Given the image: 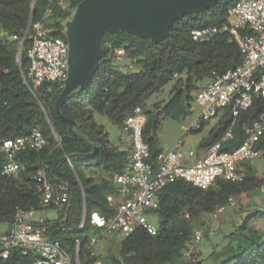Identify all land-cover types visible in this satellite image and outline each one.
Instances as JSON below:
<instances>
[{"label": "trees", "instance_id": "obj_1", "mask_svg": "<svg viewBox=\"0 0 264 264\" xmlns=\"http://www.w3.org/2000/svg\"><path fill=\"white\" fill-rule=\"evenodd\" d=\"M81 1L0 0V141L26 136L33 128H38L46 139L42 150L18 155L25 170L16 176L2 175L6 160L0 153V224L11 225L16 207L36 213L52 208H42L36 193L34 177L45 167L46 179L52 185H67L68 203L62 209L52 208L57 216L43 220L44 235L59 241L72 259L74 241L79 239L80 264H101L102 256L91 257L87 250L90 237L98 233L90 216L94 212L105 217L115 213L108 195L117 193L114 176L124 169L127 151L111 144L94 115L108 118L119 128L140 108L145 116L142 139L150 149L149 162H153L160 151L154 145L161 120L184 121L191 114L193 94L210 80L212 73H224L242 62L237 43L221 31L228 26V10L240 0H216L211 9L180 17L170 26L168 38L159 42L124 31L104 32L100 37L97 71L83 87L69 92L57 110L64 81H46L33 87L27 79L30 60L26 51L31 42V26L41 23L47 35L66 42L67 24ZM205 27H216L220 32L205 42L192 41L190 33ZM26 31L18 62L19 43ZM118 49L124 52L120 60ZM172 81L167 103L147 107L150 97ZM263 113L264 99L254 98L251 107L236 118L234 139L224 143L223 150L237 148L243 141L244 127ZM232 121L230 110H222L199 149L219 141ZM205 124L189 134L202 131ZM258 149L264 169V135ZM238 173L237 181L218 179L205 190L182 180L161 190L156 196V208L147 212L158 217L155 234L137 227L120 239L117 256L105 258L107 263L200 264V254L196 252L184 257L186 244L193 238V222L203 214L212 215L229 198L253 195L264 184V171L258 177L252 163L240 165ZM83 209L86 221L78 229ZM241 217L213 247L210 264H264L262 204L257 209L251 207ZM35 258L33 254L24 256L12 250L8 259L0 257V264H32Z\"/></svg>", "mask_w": 264, "mask_h": 264}, {"label": "built area", "instance_id": "obj_2", "mask_svg": "<svg viewBox=\"0 0 264 264\" xmlns=\"http://www.w3.org/2000/svg\"><path fill=\"white\" fill-rule=\"evenodd\" d=\"M221 31L237 43L242 62L224 73H212L210 80L201 85L194 98L200 112L188 125L180 124V128L187 134L198 129L202 123L217 118L224 109H229L233 117L230 127L219 141L198 157L193 151H184L182 144H178L170 151L156 153L153 162H149L150 149L142 139L145 116L140 108L136 109L134 115L119 127L120 141L129 137L131 148L127 151L124 169L114 176L118 196L114 204L115 213L105 217L94 212L90 216L91 224L98 231L87 244L91 257H100L97 251L99 241L125 238L137 227L154 235L156 229L147 222L146 214L156 208V196L167 186L182 180L205 190L218 179L237 181L240 165L252 163L260 156L258 143L264 135V113L244 127L243 141L237 148L225 151L223 144L234 139L233 126L240 113L251 107L254 98L264 99V0L238 1L228 10V26ZM219 32L220 29L216 27H205L193 30L190 35L194 42H205ZM29 37L27 79L33 87L46 81H65L67 43L60 37L47 35L41 23L31 26ZM116 54L120 60L124 52L118 49ZM28 88L32 91L29 85ZM45 145L46 139L38 128H33L26 136L1 140L0 153L4 154L6 160L2 175L11 177L24 171L25 166L18 160V155L28 150L40 151ZM34 178L42 208L62 209L68 203L65 183L52 185L43 169ZM235 205V200L229 198L226 205L213 212V222L217 224L225 211ZM35 214L33 209L15 208L11 225L0 234V257L8 259L10 252L15 250L24 256L35 255L32 264H80L78 252L81 241L75 239L72 259L59 241L50 240L44 235L45 229L41 226L43 220H36ZM85 221L86 211L83 209L78 229L83 228ZM202 237V231L194 232L191 242L186 244L184 257L188 258L195 252V244L200 243Z\"/></svg>", "mask_w": 264, "mask_h": 264}, {"label": "water", "instance_id": "obj_3", "mask_svg": "<svg viewBox=\"0 0 264 264\" xmlns=\"http://www.w3.org/2000/svg\"><path fill=\"white\" fill-rule=\"evenodd\" d=\"M216 0H83L66 27L67 58L75 62V70L64 81L56 102L58 110L66 95L83 87L98 69L100 37L104 32L124 31L150 39L165 40L170 26L180 17L211 9ZM19 43L17 61L26 37ZM69 48V47H68Z\"/></svg>", "mask_w": 264, "mask_h": 264}, {"label": "rangeland", "instance_id": "obj_4", "mask_svg": "<svg viewBox=\"0 0 264 264\" xmlns=\"http://www.w3.org/2000/svg\"><path fill=\"white\" fill-rule=\"evenodd\" d=\"M68 46V45H67ZM69 50L71 46H68ZM128 64L127 62H124ZM67 72L68 75L71 76L75 70V62L70 58H67ZM174 85V82H170L165 85L158 93L152 95L150 99L147 101L146 106L151 107L155 103L164 105L170 98V91ZM196 93L193 94L195 98ZM200 112L199 106L194 102L191 105V114L184 121H177L171 118H164L160 122L159 130L156 135V141L154 148L155 150L160 151H169L174 149L178 144H182V149L184 151H193L199 152V144L201 141L206 140L209 134V131L216 126L219 116L217 118L211 119L206 122L202 131L193 133V134H184L180 128V124L188 125ZM94 119L97 124L103 126L104 130L109 135V140L112 145L118 146V148H122L119 136V129L112 124V122L99 114L94 115ZM252 165L256 167L257 176H263V164L262 157L259 156L255 160H253ZM44 170L45 167L41 168ZM259 191V192H258ZM257 192V193H256ZM253 195L242 194L235 200V206L233 208H228L226 210V215L228 216V223L224 220L225 218L221 216V226L220 230L217 228V224L213 222L212 215L203 214L199 219L193 222L194 224V232L202 231L203 237L200 243L195 244V252L197 249L200 251V264H210L211 258L210 254L213 251V247L221 240L223 235L227 234L232 230L233 226L238 223V220L242 219L240 216L247 215L248 209L258 208L260 204V200H262V208L264 209V184L259 188ZM110 200H112L111 195H108ZM115 202V201H114ZM114 202H112L114 204ZM239 215V216H238ZM37 220H44L45 218L48 220H53L57 216V211L55 209L49 208L42 212H37L35 214ZM224 218V219H223ZM147 222L156 227L158 224V217L155 214H146ZM7 224H0V233L4 232L8 229ZM120 237H116L114 240L107 241L101 240L97 243V251L101 258L102 263H107L105 260L108 259V256H117L119 251V243Z\"/></svg>", "mask_w": 264, "mask_h": 264}, {"label": "crops", "instance_id": "obj_5", "mask_svg": "<svg viewBox=\"0 0 264 264\" xmlns=\"http://www.w3.org/2000/svg\"><path fill=\"white\" fill-rule=\"evenodd\" d=\"M118 128V127H117ZM119 129V128H118ZM119 132H120V130H119ZM119 141H120V136H119ZM120 144H121V147L122 148H119L120 150H124V151H129L130 150V148H131V144H130V141H129V137L128 138H126V140L125 141H120ZM113 146H115V147H118V146H116V145H113ZM207 148H200L199 149V152H194L195 154H196V156L198 157V156H200L205 150H206ZM170 151V150H169ZM160 152V151H159ZM111 198H112V200H110V198H109V196H108V200L110 201V203L111 204H113L112 202H114V204L116 203V201H117V199H118V196H117V193L116 194H113V195H111ZM262 200H260V204H262V202H261ZM225 213H226V211H225ZM223 214L222 216L225 218H223L225 221H226V223H228V216L226 215V214ZM239 216V215H238ZM222 218V217H221ZM221 218H220V220H221ZM36 220H37V218H36ZM218 221V223H217V228L218 229H220V226H221V221ZM1 233H3V232H1ZM0 233V234H1ZM197 252H198V254H200V251L197 249Z\"/></svg>", "mask_w": 264, "mask_h": 264}]
</instances>
